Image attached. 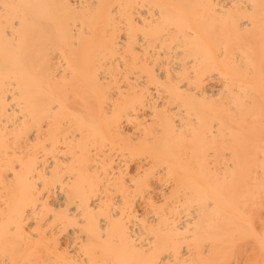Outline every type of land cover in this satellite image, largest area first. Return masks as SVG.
Segmentation results:
<instances>
[{"label": "bare ground", "instance_id": "6f19581e", "mask_svg": "<svg viewBox=\"0 0 264 264\" xmlns=\"http://www.w3.org/2000/svg\"><path fill=\"white\" fill-rule=\"evenodd\" d=\"M0 264H264V0H0Z\"/></svg>", "mask_w": 264, "mask_h": 264}]
</instances>
